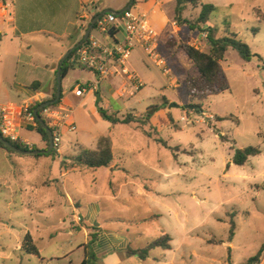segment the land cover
Instances as JSON below:
<instances>
[{
    "label": "rangeland",
    "instance_id": "rangeland-1",
    "mask_svg": "<svg viewBox=\"0 0 264 264\" xmlns=\"http://www.w3.org/2000/svg\"><path fill=\"white\" fill-rule=\"evenodd\" d=\"M111 3L121 5V0ZM207 3L217 6L209 23L218 28L217 36L236 35L253 53L251 61L246 62L235 49L227 51L221 65L230 91L208 99L192 95L185 84L191 69L185 54L177 51L169 55L170 72L166 73L142 48H135L128 67L142 80L144 88L135 97L127 98L120 96L125 92L124 85L116 84L111 93H106L100 107L118 117L130 113L142 116L151 107L161 103L164 107L162 96L177 100L178 103H171L181 108L164 107L152 122L154 128L146 127L153 135L158 132L174 148L171 150L154 138L130 137L131 127L113 128L100 114L94 96L86 102L85 97L76 98L72 86L93 80L88 71L77 68L62 85L64 98L71 102L77 130L69 132L67 126L62 128L60 152L36 157L1 151L0 264H79L85 259L80 245L87 244L94 235L93 250L99 239L93 222L108 224L127 237L128 244L120 247L127 256L128 248L142 249L163 234L171 236L172 250L156 248L147 261L134 259L124 264H242L258 253L264 244V22L257 9L264 13V0H207ZM198 15L199 9L189 7L185 17L194 20ZM116 37L120 42L125 40L122 33ZM191 43L202 51L209 50L203 32H196ZM6 77L13 79L10 75ZM41 77L46 79L42 88L46 91L55 76L51 80L46 75ZM108 86L103 83L102 89ZM23 99L15 88L0 89V102L15 105ZM184 105L199 106L202 112L184 109ZM169 114L180 130L171 124ZM217 117L228 120L217 121ZM32 126L27 120L22 123L25 128L22 141L30 150L36 146L24 140H40L31 131ZM98 137L114 138V157L122 159L132 175H136L133 180L144 181L148 197L124 193L116 202L103 199L88 210L92 222L84 217V209L91 205L88 202L108 192L115 195L118 190L104 183V169L94 171L77 166L72 158L83 147L77 140L91 147ZM126 143H131L138 152L125 153ZM249 146L259 147L262 153L243 167L235 165L236 149ZM43 150H47V144ZM48 160L60 162L61 170L76 173L66 178L72 201L63 191L61 180L49 176L59 174L60 169L53 166L51 171L45 164ZM228 164L230 170L226 173ZM76 215L82 217V222H75ZM231 220L235 221L236 230L229 242ZM76 225L83 230L79 232ZM27 233L33 237L40 256L22 250ZM94 263L101 264V258L97 256Z\"/></svg>",
    "mask_w": 264,
    "mask_h": 264
},
{
    "label": "crops",
    "instance_id": "crops-1",
    "mask_svg": "<svg viewBox=\"0 0 264 264\" xmlns=\"http://www.w3.org/2000/svg\"><path fill=\"white\" fill-rule=\"evenodd\" d=\"M5 1L7 4V8L5 11H0V36L2 38L0 41V89L7 87H10L11 89L15 88L17 93L21 94L24 97L23 101L15 104L17 106H29L36 102L51 100L57 80V72L62 58L72 47L75 46V42L77 40H80L85 35V30L90 26L94 16L97 14H102L107 10H113L115 12L122 13L131 2V0H121V5L112 6V0H108L104 2V4H102L104 0ZM202 2L207 3V0H202ZM134 3L135 4H133L131 8L135 9V11L144 12L149 15L153 28L159 34L158 52L168 64V56L174 55V53L178 51V46L172 48L167 47L168 39L170 37H174L177 40L178 44H180L189 36V31L186 28L179 27L174 21L176 1L135 0ZM197 9H199L200 13V8ZM106 15L102 17H105ZM114 28H116V25L112 26V29ZM118 33H122L124 35L122 30L119 29V32H116L113 38H110L101 34L97 29H95L91 32L89 38L99 41L102 44H111L115 40L118 41L116 37ZM194 36L195 33L192 35V40H194ZM54 43H57L58 46H54ZM191 45L195 46V44L192 43ZM77 67L81 68L79 66ZM82 70L85 69L82 68ZM73 72H75V70L70 71L66 78H68ZM88 72L92 75L93 80L76 84L95 83L97 80L95 74L90 71ZM9 75L13 76V79H8L6 77ZM43 75L49 76V80H51V77L53 75L55 76L54 81L49 82V84L51 85L46 91H42L44 82L46 80L41 77ZM134 75L138 78L139 83H141L142 85L139 91H136L134 84L128 82L125 78L116 77L111 80L102 82L100 84L99 90L95 93H91L85 96L83 101L86 102L89 100L90 96H94V103L96 104V106L99 103L100 106L103 102V99L107 95L106 93H111V91L113 90L112 86L116 84L124 85L126 93H123L122 95L119 94L120 96L127 98L135 97L144 88V83L136 74ZM65 79H62V85ZM37 83H39V85H37ZM103 83L109 85L108 88L105 89L106 91L102 89ZM168 100H170V103H178L177 100H172L170 98H168ZM8 103L13 104L11 102ZM161 105L159 104L158 107L161 108ZM60 106L71 109V102L69 98H64L63 96ZM163 111V109H160L155 114L152 122ZM94 112H97V110L94 109ZM135 116L139 117L141 115L135 114ZM72 121L74 122L73 119ZM120 126H125L128 129H130L129 127H131V129H133L128 132L130 137L143 135L148 139H152L147 137L135 123L128 125H112L113 128ZM150 126H153L152 123ZM23 129L25 128L22 127L20 129V137L22 136ZM38 136L40 139L38 141H24L31 142L39 150H43L46 143L43 141L42 137L39 134ZM101 138L102 137L95 138L91 147H88L87 145L81 143L79 140H77L76 142L81 144L85 148L95 150ZM21 140H23L22 137ZM111 147L113 151L116 148L114 138L111 139ZM123 150L125 151V153L131 155L135 151L138 152L139 149L135 147L133 148L131 143H126V146ZM1 151L4 150L0 149V156ZM8 157L10 158V156ZM51 163H53V161L49 162L48 160L47 162H45V164H48V168L51 171L54 170L53 166L59 167L60 173L55 176H49H53L61 180V187L63 191L72 201V198L69 196L67 191L66 178L76 173H71L65 169L61 170L62 167L60 162L54 161L53 165ZM102 169H104L102 171L105 174L104 183L107 186H113L118 191H115L117 192L115 193V195L108 192L100 197H93L90 202H88L91 204L89 205V208L84 209L85 218H90L88 210H92V208L100 204V201H102L103 199L109 200L110 202H116L124 193L130 196L142 198L148 197V191H146L144 188V181L139 182L138 180H133L132 178L136 177V175H132V173L126 168L122 159H120L119 157H114V161L110 165V167ZM94 180H97V182L99 181L98 178H95ZM89 221L93 222V219L90 218ZM93 224L96 226V228H98L99 234V239L94 246L93 252L96 257L99 256V258H101V264H124L126 261L138 259L134 256H127V254L120 251V247L125 246V244L127 245L129 240L127 237L117 233L118 229L112 228L108 224L94 222ZM75 228H77L79 232L83 230L79 225H76ZM104 246L106 248H103ZM85 247L86 244L80 245L81 250L86 256ZM138 260L141 261L140 259ZM41 261L43 262L45 260L43 259ZM83 261L84 260H82L79 264H82Z\"/></svg>",
    "mask_w": 264,
    "mask_h": 264
},
{
    "label": "trees",
    "instance_id": "trees-1",
    "mask_svg": "<svg viewBox=\"0 0 264 264\" xmlns=\"http://www.w3.org/2000/svg\"><path fill=\"white\" fill-rule=\"evenodd\" d=\"M176 6L174 11V21L175 23L181 27L186 28L189 31V36L183 40L180 44H178L177 40L174 37H170L167 41V45L169 48L178 46V51L185 54L190 63L191 69L189 70L186 77V87L190 94L199 96L202 99H208L209 97H214L220 94H224L230 91V84L227 79L226 73L221 65V61L224 59L229 48H233L237 51L239 57L246 61L250 62L253 58V53L251 48L245 42L238 40L236 35H231V37L223 36L218 37V28L209 25L211 21L212 15L217 10V7L211 3H204L202 0H175ZM135 4V3H134ZM200 8V13L198 17L194 20L187 19L185 17V13L188 8ZM258 13L261 16H258L264 22V13L257 9ZM98 15V14H97ZM95 15V16H97ZM94 16V17H95ZM97 28V24L94 27V30ZM87 29L85 30V32ZM196 32L205 33V37L207 40V44L209 47L208 51H202L195 46L191 45L192 35ZM116 33L113 34V36ZM84 37V36H83ZM77 40L75 45H77L82 39ZM0 36V41H1ZM90 38L86 41L88 44ZM81 49V47L79 48ZM79 49L75 50L70 54L67 60L64 62L62 69V79H65L70 71L76 70L78 67L73 62V59ZM39 85V83H37ZM78 85V84H76ZM74 85L72 89L76 86ZM57 94V80L54 87V93L51 100L44 102H36L34 104L29 105V110L35 114V110L42 105L43 103L50 102L56 98ZM63 99V88H62V98L61 100L51 106L57 107L61 104ZM163 106L167 107L170 104V100L166 97H162ZM99 106V103H98ZM164 107L159 108L158 106L149 108L146 113L142 116H135L133 114H127L122 117H118L116 115L107 114L100 106L99 112L102 117L109 121L112 125H128L135 123L138 127L144 132V134L149 138H154V140L162 145L165 148L174 150V148L170 147L168 143L159 137L158 132L156 135H153L150 131L146 130L147 126H150L155 114L160 110L164 109ZM43 110H40V114L43 113ZM170 115V114H169ZM43 116V115H42ZM44 118V117H43ZM46 120V119H45ZM169 120L172 125H175V120L172 116H169ZM228 120L226 117H217V121ZM47 124L48 121L46 120ZM238 123L240 121H237ZM153 127V126H151ZM154 128V127H153ZM176 130H180L178 126L175 125ZM31 131L37 132L43 139V141L47 144V149L49 147V135L48 133L36 122V126H32ZM2 136V134L0 133ZM224 137H222L223 139ZM15 147L22 150H30V147L25 144L23 141H14L9 138H5ZM0 149L6 151L10 155H15L13 151L9 150L7 147L0 142ZM32 150H39L37 147H33ZM57 153L56 149L52 150L48 155H36V157L42 156H53ZM262 153V150L259 147L249 146L246 148L236 149L235 155L233 158V163L237 166L243 167L245 166L251 158L259 156ZM19 155V154H16ZM74 163L77 166H81L87 169L98 170L102 168H108L114 161V154L111 147V140L109 137H102L97 145L95 150H91L85 147H81L77 156L72 158ZM230 170V164L226 167V173ZM236 223L234 220L230 222V230H229V242H232L235 236ZM96 236L93 235V238L86 244V256L82 264H95L96 256L91 248V245L95 242ZM225 242L221 241V244ZM160 248L163 251L172 250V238L169 234H163L160 238L156 239L154 242L149 244L147 247L142 249H132L128 248L127 252L129 256H134L140 259L141 261H146L150 258L151 252ZM22 250L27 254L40 256V251L38 250L35 241L30 233H27L24 237V242L22 245ZM231 249L229 248V253ZM264 259V244L261 246L260 250L256 255L249 258L245 263L242 264H261ZM230 263V256L228 259Z\"/></svg>",
    "mask_w": 264,
    "mask_h": 264
},
{
    "label": "built area",
    "instance_id": "built-area-1",
    "mask_svg": "<svg viewBox=\"0 0 264 264\" xmlns=\"http://www.w3.org/2000/svg\"><path fill=\"white\" fill-rule=\"evenodd\" d=\"M6 8V1L0 0V11H5ZM96 24V29L110 38H113V34L121 29L125 35V40L123 42L115 40L111 44H102L99 41L90 39L88 44L79 49L73 59L75 64L95 74L97 80L91 84L76 85L71 89L74 96L82 98L95 93L99 90L102 82L116 77L125 78L128 82L134 84L136 91H139L142 85L127 66L132 52L137 47L143 48L158 67L166 73L170 72L167 68V62L158 52L159 34L153 28L147 13L130 8L119 15L108 14L101 17ZM113 25H116V28L112 29ZM123 93H126V91ZM42 115L49 122L53 131L54 149L60 152L62 128L67 126L69 132L77 130L73 121L68 122L72 119V111L70 108L60 105L57 107L50 106L43 110ZM24 120L36 126L35 114L29 110V106H17L0 102V133L4 138L22 141L19 132ZM75 222H82V217L76 215Z\"/></svg>",
    "mask_w": 264,
    "mask_h": 264
},
{
    "label": "water",
    "instance_id": "water-1",
    "mask_svg": "<svg viewBox=\"0 0 264 264\" xmlns=\"http://www.w3.org/2000/svg\"><path fill=\"white\" fill-rule=\"evenodd\" d=\"M134 2H135V0H131L129 6L125 9V11L130 9L133 6ZM106 14L119 15L120 13L115 12L113 10H107V11L103 12L102 14H98L97 16H95L93 18V20H92L90 26L88 27L83 39L77 45L72 47L66 53V55L62 58V60L60 62V66H59V69L57 72V94H56V98L50 102L43 103L42 105H40L35 110V117H36L38 124L49 135V147H48V149L47 150H22V149L15 147L14 145H12L9 141H7L3 136L0 135V142L3 143V145L5 147H7L9 150H11L14 153L19 154V155H48L52 150H54L55 146H54L53 131L50 128V126L46 123V121L43 119V117L41 116V114L39 112L42 109H45L47 107H50V106L57 104L61 100V98H62V69H63L64 62L67 60V58L70 56V54L72 52L79 49L80 47H82L86 43V41L90 37L91 32L94 30L96 23L99 21V19L102 16H104ZM173 108L179 109V108H181V106L178 104H175V103H170L168 106V109L171 110ZM183 108L187 109V110H194V111H197L198 113L202 112V110L199 106L184 105Z\"/></svg>",
    "mask_w": 264,
    "mask_h": 264
}]
</instances>
